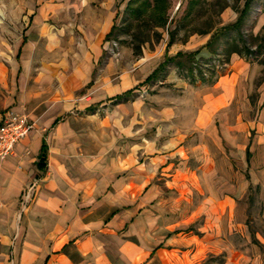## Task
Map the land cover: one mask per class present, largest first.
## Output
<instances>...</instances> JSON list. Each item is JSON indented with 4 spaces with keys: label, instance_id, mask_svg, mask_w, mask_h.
Returning a JSON list of instances; mask_svg holds the SVG:
<instances>
[{
    "label": "rangeland",
    "instance_id": "rangeland-1",
    "mask_svg": "<svg viewBox=\"0 0 264 264\" xmlns=\"http://www.w3.org/2000/svg\"><path fill=\"white\" fill-rule=\"evenodd\" d=\"M82 1L0 0V117H32V130L50 134L65 154L70 175L95 181L105 173L128 185L121 209L133 216L118 233L154 248L139 264H264V145L254 125L264 129V41L252 45L254 57L237 54L251 66L250 82H241V95L226 108L210 107L216 74L190 83L185 69L168 62L147 79L177 51L199 50L193 66L206 78L208 59L227 73L236 54L221 61L227 38L214 43V55L199 45L233 22L244 0H114L113 34L98 45L84 35L103 0ZM38 7L48 8L39 23L44 34L30 57L21 49L17 58ZM263 12L264 0H253L244 37L260 31ZM47 106L50 114L37 109ZM55 110L62 113L49 128ZM37 191L21 193L13 227ZM17 256L10 246L3 258Z\"/></svg>",
    "mask_w": 264,
    "mask_h": 264
},
{
    "label": "crops",
    "instance_id": "crops-1",
    "mask_svg": "<svg viewBox=\"0 0 264 264\" xmlns=\"http://www.w3.org/2000/svg\"><path fill=\"white\" fill-rule=\"evenodd\" d=\"M113 2L103 0L102 6L93 7L91 30L84 36L90 38L94 45L101 44L113 26L117 13V10L113 11ZM45 9L48 8L38 7L37 12L30 15L29 26L17 47V58L21 49L24 58L30 57L32 46L42 38L44 29L39 23ZM263 26L264 12L260 15L257 29ZM200 43L199 48L206 44ZM229 68L227 73L217 75L212 85L214 94L210 107L231 106L241 95V82H250L246 70L251 66L237 54L231 55ZM114 97L109 99L116 101ZM37 109H48L50 114L54 107ZM60 113L55 110L49 116V128L57 124ZM37 115L39 113L33 112L38 121ZM28 117L34 126L33 118ZM251 122V119L247 121ZM259 124H254L258 131L256 142L264 145V129L259 128ZM31 130L14 145L12 153L0 158V264L142 263L154 248L147 251L144 244H134L118 233L133 216L132 212L121 209L123 202L129 200L128 185L124 181L109 180L105 173L95 181L70 175L65 154H57L50 134L46 138V132ZM42 142L47 149L45 168L37 165ZM30 186H33L31 192L38 190L34 201L24 214L23 222L13 227L11 219L17 210V201ZM105 238H111L112 256L107 253ZM10 246L12 253L18 256L9 261L3 257Z\"/></svg>",
    "mask_w": 264,
    "mask_h": 264
},
{
    "label": "trees",
    "instance_id": "trees-1",
    "mask_svg": "<svg viewBox=\"0 0 264 264\" xmlns=\"http://www.w3.org/2000/svg\"><path fill=\"white\" fill-rule=\"evenodd\" d=\"M252 3L253 0H244L242 9L239 11L237 18L233 22L220 26L218 29H216V31L212 33L211 37L204 45V47L209 48L210 53L214 55L216 53L215 50L217 48L216 46H214L215 45L214 43H216V41L219 39L220 36L223 39L227 38V40H224V52L221 53V55L224 56V60H221L223 63L224 62L228 63L229 56L232 53H236L239 56H243L245 58L254 57L255 54L257 53V48L253 49L252 45L255 43V41L259 39L264 41V26L260 29V31L256 35H251L248 38L244 37L242 32V27L245 24L247 14L252 6ZM113 31H114V25L112 26L109 33L106 34L105 39H108V37L111 34H113ZM198 52L199 50L188 53L177 52L172 57L166 56L165 60L159 65L157 69L153 71L152 74H150L147 77V79L150 80L154 78L158 70L160 68H163L164 65L167 64L168 62H173L179 68L185 69L186 73L184 74V77H187L190 83H194L197 80H199L200 82H206V80L209 79L212 75L216 74L217 76L219 75V73L222 72V70L219 69L220 68L218 66L219 64L214 63L212 59H208L205 61V63L207 64L205 69L209 72V75L206 78V74H204L202 69H198L197 67L193 66V64H195L194 56L198 54ZM182 57H185L187 59L186 61H188L187 62L188 64L187 63L185 64L184 62L178 60ZM195 69H198L196 72L197 74L194 73ZM130 91L131 90H127L122 94L116 95L113 99L116 100L121 99L122 97L128 95ZM46 151H47L46 145L44 144V142H42L40 147V152L38 154V162H37V165L40 168H45Z\"/></svg>",
    "mask_w": 264,
    "mask_h": 264
},
{
    "label": "built area",
    "instance_id": "built-area-1",
    "mask_svg": "<svg viewBox=\"0 0 264 264\" xmlns=\"http://www.w3.org/2000/svg\"><path fill=\"white\" fill-rule=\"evenodd\" d=\"M33 125L27 114L16 111L5 112L0 117V158L12 153L14 145L22 139ZM28 187L24 195H30Z\"/></svg>",
    "mask_w": 264,
    "mask_h": 264
}]
</instances>
